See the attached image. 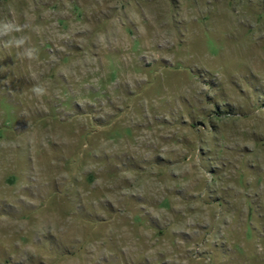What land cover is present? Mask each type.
<instances>
[{
    "label": "rangeland",
    "instance_id": "obj_1",
    "mask_svg": "<svg viewBox=\"0 0 264 264\" xmlns=\"http://www.w3.org/2000/svg\"><path fill=\"white\" fill-rule=\"evenodd\" d=\"M9 20L39 53L0 35V264H264V0Z\"/></svg>",
    "mask_w": 264,
    "mask_h": 264
},
{
    "label": "clouds",
    "instance_id": "obj_2",
    "mask_svg": "<svg viewBox=\"0 0 264 264\" xmlns=\"http://www.w3.org/2000/svg\"><path fill=\"white\" fill-rule=\"evenodd\" d=\"M25 29L26 25L18 24L15 21H0V35L9 37L5 43V47L23 49V51L17 53L21 58L29 60L37 59L39 50L34 46H29V37L26 35H15V33H23ZM32 91L37 97H42L46 94L45 87L40 84L35 85Z\"/></svg>",
    "mask_w": 264,
    "mask_h": 264
}]
</instances>
